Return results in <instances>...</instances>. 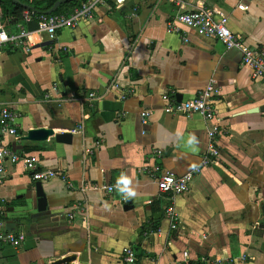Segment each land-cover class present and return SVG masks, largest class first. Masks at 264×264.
I'll use <instances>...</instances> for the list:
<instances>
[{
    "label": "crops",
    "instance_id": "1",
    "mask_svg": "<svg viewBox=\"0 0 264 264\" xmlns=\"http://www.w3.org/2000/svg\"><path fill=\"white\" fill-rule=\"evenodd\" d=\"M3 6L10 13L6 30L18 32L22 16L12 13L19 5L2 0L0 12ZM201 8L226 15L247 48L264 49V0H184L181 9L166 0H126L120 7L112 0L92 20L58 31L55 41L43 24H27L28 31H40L31 51L0 52V104L20 115L18 138L1 143L56 173L41 182L48 208L39 212L31 174L23 163L5 164L0 229L21 232L25 240L0 247V264L64 258L125 264L126 248L134 250L135 264H264V83L243 64L241 50L175 21ZM170 24L181 34L168 33ZM210 84L215 120L165 114L164 95L187 101ZM46 95L59 102H47ZM144 111L150 112L145 123ZM216 124L223 131L220 156L202 167ZM80 126L83 132L72 133ZM39 127L70 133L72 141L24 139ZM146 164L175 175L200 170L175 199V232ZM110 185L113 194L103 189ZM78 203L83 211L74 210Z\"/></svg>",
    "mask_w": 264,
    "mask_h": 264
},
{
    "label": "built area",
    "instance_id": "2",
    "mask_svg": "<svg viewBox=\"0 0 264 264\" xmlns=\"http://www.w3.org/2000/svg\"><path fill=\"white\" fill-rule=\"evenodd\" d=\"M112 0H80L79 5L70 11L63 13H53L51 15H36L34 12L26 11L22 15V24L19 31L9 33L5 28V19L0 14V52L7 48L23 49L30 52L36 35L40 31H28L27 24L35 21L43 24V31L47 34L51 41L56 40L57 32L64 29H74L81 22L92 20L97 7L104 5ZM117 6H122L126 0H113ZM139 1V0H134ZM174 6L183 8L184 0H166ZM175 21L189 29L195 31L199 37L215 39L222 43L228 50L238 49L243 52V64L250 67L253 72V77L264 83V49L253 50L247 48L242 37L233 33L229 28L228 17L219 11L209 9H197L189 12H181L176 16ZM168 33L181 34L180 29L174 24H170ZM35 41V40H34ZM184 41L188 42L187 38ZM116 88V87H115ZM215 89L213 84H210L206 89L200 91L194 98L178 102L170 95H164L165 102L164 112L167 115H184L191 117L199 115L206 122H212L216 119V111L213 102ZM95 98V94L90 95ZM122 96V100H125ZM47 102H59L54 100L50 95L45 97ZM19 113L11 109L7 104H0V184L5 180L6 163L18 164L23 163L25 170L31 174L34 182H48L56 173L51 170H41L39 168V159L34 155L21 156L12 148L3 146L1 141L5 138H18V123ZM144 123L149 119L150 112L144 111L141 114ZM83 132V127L80 126L74 129L72 133ZM220 125H213L208 131V152L204 156L202 167L210 166L217 162L220 156V150L217 147L218 138L222 135ZM88 154H93L92 150H87ZM143 171L152 179H154L160 191L163 201L166 202L164 208V216L170 221L171 232H175L179 228L180 219L175 207V199L184 195L190 190L191 184L196 175L200 171L199 168L192 170L183 175H175L170 171L164 170L161 165L146 164ZM66 181V179H64ZM103 189L107 194H113L114 186H105ZM126 202V199H122ZM74 210H84V204L78 203L74 206ZM74 212V211H71ZM74 213H69L68 219L72 220ZM152 234V231H146L145 235ZM25 240V234L21 232L6 231L0 229V247L12 246L20 247ZM188 257V253H184ZM122 261L125 264H135L136 255L132 248H126L122 253ZM187 261H185L186 263Z\"/></svg>",
    "mask_w": 264,
    "mask_h": 264
},
{
    "label": "water",
    "instance_id": "3",
    "mask_svg": "<svg viewBox=\"0 0 264 264\" xmlns=\"http://www.w3.org/2000/svg\"><path fill=\"white\" fill-rule=\"evenodd\" d=\"M1 1L2 0H0V2ZM11 1L15 5H19L27 11L37 12L35 7L23 4L20 0H11ZM73 1L74 0H59L54 4V6L51 9H49L46 12H43L42 14L51 15V14L57 12V10L62 5L69 4ZM72 137L73 136L70 133L56 134L55 135L53 129L39 127V128H35V129L30 130L28 132V135L26 137H24V139L28 140V141L42 142V141H47L51 138V140H54L57 143L70 144L72 141ZM35 190H36L38 211L39 212H45L48 208V199H47L46 193L43 189V185L40 181L36 182ZM74 260L75 259H72V258H64V259H60L58 261H54L52 264H71Z\"/></svg>",
    "mask_w": 264,
    "mask_h": 264
},
{
    "label": "trees",
    "instance_id": "4",
    "mask_svg": "<svg viewBox=\"0 0 264 264\" xmlns=\"http://www.w3.org/2000/svg\"><path fill=\"white\" fill-rule=\"evenodd\" d=\"M24 3L33 5L34 7H36L37 12H34L37 16L38 15H42L43 12L51 9L53 7V5L59 1V0H22ZM9 2V1H8ZM80 1L75 0L72 3L69 4H65L62 5L59 10L56 13H63L66 11H69L71 9H73L74 7H76L77 5H79ZM26 12L25 9L16 6V9L14 10V12L12 13L13 15H15L16 17L21 18V16L23 15V13ZM0 14L3 15L4 19H7V17L10 15L8 9L6 7H2V12H0ZM191 264H199V263H191Z\"/></svg>",
    "mask_w": 264,
    "mask_h": 264
}]
</instances>
